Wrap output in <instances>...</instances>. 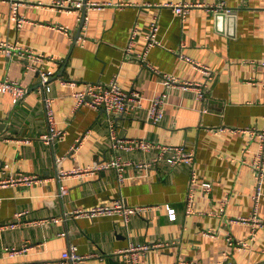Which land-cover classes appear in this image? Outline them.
<instances>
[{
  "label": "crops",
  "instance_id": "crops-1",
  "mask_svg": "<svg viewBox=\"0 0 264 264\" xmlns=\"http://www.w3.org/2000/svg\"><path fill=\"white\" fill-rule=\"evenodd\" d=\"M57 1L24 0L19 13L28 21L18 27L11 19L10 0H0V43L17 44L43 55L46 68L53 72L48 94L56 99L57 121L66 131L65 138L52 145L41 140L48 122L38 92L39 73L28 69L23 59L11 60L0 51V79L9 77L29 89L19 105L10 94L0 93V180L5 176V164L14 174H35L43 179L33 186L0 188V224L13 221L19 211H28L27 221L60 218L51 224L25 223L5 230L0 239V264H72L63 258L72 244L86 256L81 264H123L118 253L131 243L156 241L164 246L151 249L146 264H216L226 256L236 264H264V227L257 230L250 248H240L229 243L228 233L247 240L252 227L226 225L228 219L249 215L254 208L255 176L244 161L251 159L260 143L230 129L264 126V0H225L219 10L221 0H186L208 6L194 8L184 20L172 6H166L184 0H90L113 3L75 11L61 10ZM218 13H231L234 21H218ZM156 18L160 44L142 60L146 34ZM135 27L139 33L128 54ZM180 53L213 72L206 100L175 87L162 122H148L151 99L165 90L156 71L185 81L207 80ZM115 76L125 91H139L145 98V108L116 116L120 136L194 147L195 165L172 167L164 162L146 170L128 166L122 185L115 169L89 179L70 178L65 181L69 194L61 198L59 157L64 156L66 169L115 157L106 111L87 105L75 112L73 89L61 81H76V88L82 89L89 82L109 83ZM85 135L82 148L71 156V146ZM26 139L31 141L26 143ZM118 155L142 162L154 159L156 152L122 150ZM193 168L200 182H211L214 187L210 194L196 196V213L188 215ZM120 198L129 206L156 208L144 216H133L128 223L117 215L92 218L75 214ZM168 207L176 210L175 220L170 219ZM258 217L264 220V199ZM208 229L218 236L203 235ZM25 245L30 247L26 253L8 256L7 248Z\"/></svg>",
  "mask_w": 264,
  "mask_h": 264
},
{
  "label": "built area",
  "instance_id": "built-area-1",
  "mask_svg": "<svg viewBox=\"0 0 264 264\" xmlns=\"http://www.w3.org/2000/svg\"><path fill=\"white\" fill-rule=\"evenodd\" d=\"M24 0H10L12 13L11 19L16 21L18 27L23 26V24L28 21L27 18L19 13L20 7L23 5ZM113 2H103L95 3L90 0H58L55 5L61 10L65 11H75L83 7L87 8H103L107 5H111ZM226 2L221 0V3L217 10L224 8ZM166 6H172L175 12L184 20L187 15L194 8L207 7L205 3L202 2H190L181 1L178 3H167ZM212 6V5H211ZM215 6V5H213ZM229 11V10H228ZM264 11V8H263ZM65 30L64 27H61ZM158 31L159 23L158 18H156L150 26L148 33L146 34L147 49L145 50L142 60H145L146 56L150 50L159 45L158 41ZM139 33L137 27L134 28L129 46L127 47V53L130 54L136 44V37ZM264 38V35H263ZM0 51L7 55L11 60L23 59L27 63L28 69H33L39 73L40 84L38 85V92L43 97L45 113L48 122V131L41 136L46 144L52 145L55 141L63 140L66 135L65 129L59 126L57 121L54 103L56 99L49 95L48 93L52 90V77L53 72L48 70L44 64V57L38 54L30 48L22 47L17 44H11L9 42L0 43ZM179 57L186 62L191 63L196 69L204 72L207 75L206 82H191L185 81L177 78L174 75L164 74L156 71L157 74L161 75L162 83L165 90L155 95L151 101L150 105L147 107L148 112V122L159 124L165 117V108L168 103L170 96V91L175 87L182 88L185 91H193L196 93L199 100L205 101L208 85L213 80V72L207 65L200 64L194 61L188 55L180 53ZM264 66V61H263ZM63 86L71 87L73 89V97L75 99L74 111H79L84 106H91L96 109H103L108 115V129L111 149L115 153V157L109 161H100L93 165L87 166H75L71 169H66L62 162L63 157H59L57 162V178L61 182L60 191L58 196L63 198L69 194V187L65 183L67 179L79 178V179H89L92 178L96 173L100 171H106L115 169L117 173V179L119 184H123L126 180L125 171L128 166H133L136 169L146 170L151 169L157 165H161L167 162L172 167H178L180 165H190L193 167L197 159V150L194 147H188L186 145H174V144H164L160 142H155L148 140L146 138H127L121 137L118 132L116 116L118 114H126L131 111L139 110L145 108L144 101L145 98L139 91L127 92L123 89L118 77H114L109 83L103 82H89L86 83L82 89H77L78 83L76 81H61ZM264 85V84H263ZM29 89L22 82L12 80L9 77L0 79V93H8L13 97L16 105L21 104L28 93ZM206 112L208 109L205 110ZM227 130L226 128H221L220 131ZM233 131H240L246 135H249L253 139H257L260 143L258 150L253 154L250 160L245 159V163H248L255 176L256 181V191L253 196L254 208L249 215H242L239 217L230 218L226 221V225L235 224H245L252 227L250 237L245 239H236L230 233H228L227 240L231 245L238 246L240 248H250L257 237V230L264 227V220L258 217L260 202L264 199V126L263 127H253L245 129H230ZM86 136H83L71 146L70 155L76 156L79 150L82 148ZM31 139H26L25 142L29 143ZM122 150L132 151L137 150L144 154L150 152H156V157L151 161L135 162L132 159L125 160L121 158L118 154ZM248 150H251L250 148ZM11 166L9 164L3 165V173L5 176L0 180V188H8L11 186H33L43 182V179L39 175L27 174V173H17L11 172ZM213 184L211 182H200L199 177L192 169L190 175V184L188 197L186 201V212L188 215L196 213L194 207L196 196L200 193L202 195L210 194L213 190ZM2 199L0 198V203ZM156 207H145V206H129L124 199H115L111 203L105 205H98L90 210L75 211L76 215L88 216V217H99V216H121L128 223L133 216H144L146 213L155 209ZM28 211H19L15 214L14 220L11 222L0 224V239L2 234L7 229H15L22 226L25 223L28 224H51L53 222L60 221L59 217L54 219H42L27 221L25 219ZM168 214L170 219L175 220L177 218L176 210L172 207H168ZM203 235L206 237H217L218 234L213 229H208L204 231ZM164 243L160 241L142 244L131 243L126 249L120 251L124 262L123 264H146L145 256L153 248H161ZM30 247L25 245L21 248L13 247L7 248L6 251L9 257H15L26 253ZM229 257V258H227ZM63 258L70 260L72 264H81L86 256L79 253V248L77 245L72 244L67 251L63 253ZM216 264H236L230 256H226V259Z\"/></svg>",
  "mask_w": 264,
  "mask_h": 264
},
{
  "label": "water",
  "instance_id": "water-1",
  "mask_svg": "<svg viewBox=\"0 0 264 264\" xmlns=\"http://www.w3.org/2000/svg\"><path fill=\"white\" fill-rule=\"evenodd\" d=\"M84 16H86V8H84ZM216 19L218 20V21H224V19H229V20H233L234 21V15L233 14H226V13H218L217 15H216Z\"/></svg>",
  "mask_w": 264,
  "mask_h": 264
}]
</instances>
